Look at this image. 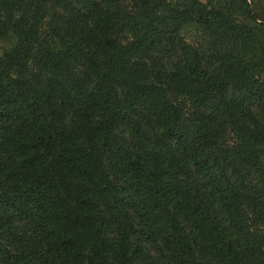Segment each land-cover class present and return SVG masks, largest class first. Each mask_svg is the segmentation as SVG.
<instances>
[{"label":"trees","instance_id":"obj_1","mask_svg":"<svg viewBox=\"0 0 264 264\" xmlns=\"http://www.w3.org/2000/svg\"><path fill=\"white\" fill-rule=\"evenodd\" d=\"M254 13L0 0V264H264V109L227 94L264 107Z\"/></svg>","mask_w":264,"mask_h":264},{"label":"rangeland","instance_id":"obj_2","mask_svg":"<svg viewBox=\"0 0 264 264\" xmlns=\"http://www.w3.org/2000/svg\"><path fill=\"white\" fill-rule=\"evenodd\" d=\"M249 3L251 4V6L254 5L255 7V13H254L255 16H256V4H257V15L260 18L264 19V16H262V14L264 15V0H249ZM183 36L185 38V41L189 43L191 46L202 47L204 49L203 51L211 50V46L195 30L188 29L183 32ZM165 51L167 52L165 56H172V53L170 51H167V49ZM227 94L228 96H232L231 98L233 99L236 98L234 100V102L237 101L236 104H241V102H244L243 105L244 107L240 108V111H244L248 116L249 115L256 116V114L260 115L262 113V110L264 109V107H262V105L258 101L252 99L246 91L241 92L240 95H236L235 93H233V91L229 90ZM234 95L238 96L239 99H237V97H233ZM180 111L182 112V110ZM193 112H194L193 108L191 107L190 104H188L187 110L186 112L184 111V113L187 114V116H190V114ZM143 243L149 249L150 251V252L148 251L149 254L151 253L154 255L156 254L158 255L157 250H162V248L160 249V246L155 245L153 243H149V244H146L145 242Z\"/></svg>","mask_w":264,"mask_h":264}]
</instances>
